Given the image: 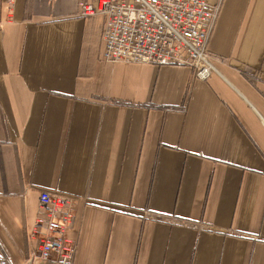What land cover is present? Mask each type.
<instances>
[{
  "label": "crops",
  "instance_id": "1",
  "mask_svg": "<svg viewBox=\"0 0 264 264\" xmlns=\"http://www.w3.org/2000/svg\"><path fill=\"white\" fill-rule=\"evenodd\" d=\"M82 1L0 0V258L41 264L46 189L74 264H264V0H206L207 80L103 61Z\"/></svg>",
  "mask_w": 264,
  "mask_h": 264
},
{
  "label": "built area",
  "instance_id": "2",
  "mask_svg": "<svg viewBox=\"0 0 264 264\" xmlns=\"http://www.w3.org/2000/svg\"><path fill=\"white\" fill-rule=\"evenodd\" d=\"M220 5L206 0H98L82 1L79 8L82 17H105L103 61L190 65L194 79L207 80L216 70L208 42ZM74 202L59 192H40L34 229L44 230L36 255L41 264H74L75 246L66 238ZM0 264H6L4 258Z\"/></svg>",
  "mask_w": 264,
  "mask_h": 264
}]
</instances>
